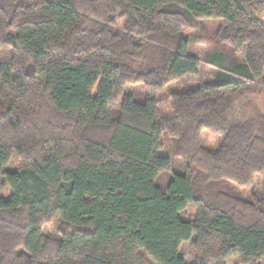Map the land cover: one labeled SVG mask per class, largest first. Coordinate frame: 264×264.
Here are the masks:
<instances>
[{"label": "trees", "instance_id": "trees-1", "mask_svg": "<svg viewBox=\"0 0 264 264\" xmlns=\"http://www.w3.org/2000/svg\"><path fill=\"white\" fill-rule=\"evenodd\" d=\"M263 10L264 0H0V193L11 190L0 264H188L182 243L190 264L264 259V191L225 188L264 180V110L251 96L264 105ZM200 20L222 21L206 64L187 54L189 35H205ZM163 136L182 167L165 181ZM55 216L63 227L50 238L42 225Z\"/></svg>", "mask_w": 264, "mask_h": 264}, {"label": "rangeland", "instance_id": "rangeland-1", "mask_svg": "<svg viewBox=\"0 0 264 264\" xmlns=\"http://www.w3.org/2000/svg\"><path fill=\"white\" fill-rule=\"evenodd\" d=\"M258 19L264 23V10L258 15ZM197 24L205 30V35L199 34L197 32H193L192 34L189 35V47L187 50V54L192 57L197 58L199 61L206 64V61H207L205 57L206 49L208 46H212V38L215 35V33L218 31V29L220 28L222 21L221 20H200L197 22ZM4 55L5 53L3 54V51L0 50V59L3 58ZM239 60H242V59L239 58ZM200 74H201L202 82H210L213 78V73H211L210 70L206 68V66H203ZM186 84H187V79L183 78L180 81L173 83L172 87L183 89ZM126 91L129 92L130 89L128 88ZM137 91L138 93H140L143 90L139 89ZM168 92L169 91L164 93L163 99L159 102V104H157V110H158L159 115H168L170 112L169 101L167 99ZM251 96L253 98V106H255L256 109H259L261 111L264 110L263 94L254 93ZM201 141L204 147L209 148V149H215L221 143V138L216 137L206 131H203L201 134ZM160 153L163 155H166L170 159V162H171L170 169L167 172H165L164 175H162V178L165 181L166 178H168L169 176L171 177L174 172H178V171L180 172L182 167H181V162L175 157V150H174L173 142L167 136H163L161 138ZM19 163L20 161L18 159H12L8 163L6 169L14 170L17 167H19ZM225 188L234 189L240 194L241 197L248 199L252 195H259L264 191V180L261 176H255L253 180V184L247 189H238L234 185H226ZM10 194H11V190L8 187H6L0 193V197L6 199L10 196ZM192 213H193V207L192 205H189L180 214V216L182 219L185 220V219H188ZM62 227L63 226L61 224L59 217L55 216L51 220H48L43 223L42 233L47 237L57 238L59 235V231ZM179 254L188 264L192 262L189 243H182L180 245ZM145 258L146 260H148L146 256ZM224 264H241L240 258L237 256L230 257L225 260ZM257 264H264V259L258 261Z\"/></svg>", "mask_w": 264, "mask_h": 264}]
</instances>
